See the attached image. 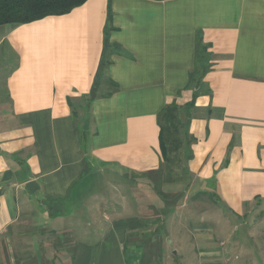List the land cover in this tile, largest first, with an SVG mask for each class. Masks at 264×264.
Returning <instances> with one entry per match:
<instances>
[{
    "label": "crops",
    "instance_id": "obj_1",
    "mask_svg": "<svg viewBox=\"0 0 264 264\" xmlns=\"http://www.w3.org/2000/svg\"><path fill=\"white\" fill-rule=\"evenodd\" d=\"M254 212L264 0L0 26V264H264Z\"/></svg>",
    "mask_w": 264,
    "mask_h": 264
},
{
    "label": "trees",
    "instance_id": "obj_2",
    "mask_svg": "<svg viewBox=\"0 0 264 264\" xmlns=\"http://www.w3.org/2000/svg\"><path fill=\"white\" fill-rule=\"evenodd\" d=\"M87 0H0V26L23 25L49 16L68 14ZM165 1V0H154ZM94 87L90 97H95Z\"/></svg>",
    "mask_w": 264,
    "mask_h": 264
},
{
    "label": "rangeland",
    "instance_id": "obj_3",
    "mask_svg": "<svg viewBox=\"0 0 264 264\" xmlns=\"http://www.w3.org/2000/svg\"><path fill=\"white\" fill-rule=\"evenodd\" d=\"M262 217V218H261ZM261 217L259 218V216L256 214V212H254V214L250 215V217L248 218L247 222L249 224V226L252 228V229H257V226H258V222L262 221L264 216L261 215ZM228 218V217H227ZM229 220L226 219V218H223L222 220H215L213 224V226L215 227H224L225 224H226V227H229V224H228ZM228 224V225H227ZM263 229L264 228V224H261V226H259V229ZM264 231L261 230V233H263ZM261 256H263V259H264V251H260L259 252Z\"/></svg>",
    "mask_w": 264,
    "mask_h": 264
}]
</instances>
